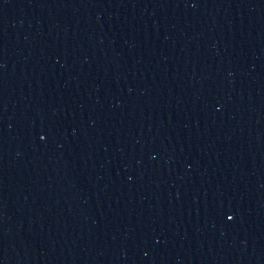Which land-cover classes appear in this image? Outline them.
Returning a JSON list of instances; mask_svg holds the SVG:
<instances>
[{
  "label": "water",
  "instance_id": "obj_1",
  "mask_svg": "<svg viewBox=\"0 0 264 264\" xmlns=\"http://www.w3.org/2000/svg\"><path fill=\"white\" fill-rule=\"evenodd\" d=\"M0 264H264V0H0Z\"/></svg>",
  "mask_w": 264,
  "mask_h": 264
}]
</instances>
